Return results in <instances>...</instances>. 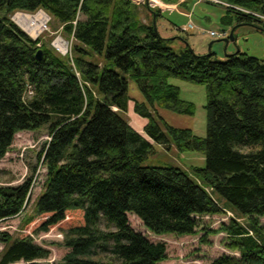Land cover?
I'll list each match as a JSON object with an SVG mask.
<instances>
[{
	"label": "trees",
	"instance_id": "trees-1",
	"mask_svg": "<svg viewBox=\"0 0 264 264\" xmlns=\"http://www.w3.org/2000/svg\"><path fill=\"white\" fill-rule=\"evenodd\" d=\"M217 3L225 9L221 21L235 24L234 35L241 24L264 32V0ZM135 7L131 0H0V159L15 133L47 125L50 138L39 153L47 173L34 211L41 230L67 222L64 264H159L165 243L134 230L127 213L155 233L194 234L197 215L229 209L245 217L219 227L238 254L211 264H264V59L239 50L223 59L198 54L185 37L175 50ZM38 10L71 38L65 54L11 19ZM170 77L205 85V136L159 114L158 108L194 112ZM129 80L144 101L129 96ZM130 100L147 119L145 135L124 116ZM155 143L202 152L205 165L191 171L142 165ZM30 187L31 177L0 186V220L20 213ZM71 209L81 220L72 223ZM0 242V264H39L49 253L28 234L0 230Z\"/></svg>",
	"mask_w": 264,
	"mask_h": 264
},
{
	"label": "rangeland",
	"instance_id": "rangeland-1",
	"mask_svg": "<svg viewBox=\"0 0 264 264\" xmlns=\"http://www.w3.org/2000/svg\"><path fill=\"white\" fill-rule=\"evenodd\" d=\"M131 2L136 4L135 8L142 21H153V12L155 16L159 14L155 20L157 31L162 37L171 39V41H168V44L175 50L183 47L185 37L187 43L191 45L190 47L198 54L207 53L209 51L208 44L212 42L210 51L214 52L215 57L218 59H223L226 54L233 53L236 50L264 59V32L254 29L251 25H238L235 30L236 40L229 41L227 45H225L224 40H221V37L210 36V30L219 31L226 29L229 32L232 26L235 25H227L221 21L225 9L213 0H184V5H180L179 9H172L171 11L164 9L162 14L159 7L152 4L149 5L145 0H131ZM176 2L178 0L166 3ZM40 11L43 10H38L35 13L18 12L32 15ZM188 11H191L190 17L183 14ZM43 13L48 18L36 36L31 35L21 25L14 22L32 38L40 37L42 41L53 46L60 53L65 54L66 51L62 52L58 49L55 40L58 37H61L64 41L66 40L68 42L66 49L69 51L72 46L71 38L67 39L66 36H62L59 23L50 18L46 12L43 11ZM98 58L101 59L100 57ZM168 81L179 87L180 98L194 104V112L186 114L166 108H158L159 114L171 125L187 127L195 135L200 137L205 136V85L192 83L177 77H170ZM128 94L131 98H135L138 101L145 100V97L133 80H129ZM128 108L124 116L130 124L131 122L133 125L137 124V121L133 120L132 117L141 122L147 120L133 110V101L130 100ZM139 129L145 135L143 129L141 127ZM49 138L47 125L34 130L18 131L15 133L10 147L1 157L0 186L17 185L31 177V190L28 199L24 202L18 215L0 220V230H6L13 236L19 237L28 234L35 243L47 248L49 253L45 258L37 259L39 264H64L63 256L69 248L63 243L64 233L62 229L67 227V222L61 225H53L48 230H41L39 226L42 218L40 215L36 216L34 211L36 197L44 186L47 173L46 166L42 163L39 153ZM154 149V152L148 154L142 161V165L170 164L188 171H191L194 166L203 167L205 165V156L199 151L186 150L179 152L173 145L166 149L156 143L154 144ZM220 199L223 201L222 197ZM224 203L227 204L225 200ZM227 211L231 212L232 215H227L226 212L197 215V230L194 234L155 233L147 229L133 213H127V217L131 227L141 232L150 241H162L165 243L167 257L160 261L159 264H211L221 254H238L237 251L226 247L225 244L228 241L227 233L219 227L222 222L227 223L232 216L237 217L239 222H244L245 217L239 216L230 209ZM70 212L75 214L70 215L72 223L81 220V214L78 210L71 209ZM33 216L34 218L30 220ZM259 221L261 224H264V216L260 217ZM102 228H105L104 225H102ZM210 229H214L215 231L203 237L205 231ZM2 247L3 243L0 242V252ZM99 258L104 260L108 257L106 254L101 253L99 254ZM20 263L22 262L12 264Z\"/></svg>",
	"mask_w": 264,
	"mask_h": 264
},
{
	"label": "bare ground",
	"instance_id": "bare-ground-1",
	"mask_svg": "<svg viewBox=\"0 0 264 264\" xmlns=\"http://www.w3.org/2000/svg\"><path fill=\"white\" fill-rule=\"evenodd\" d=\"M13 18L15 22L21 25L31 35L36 36L41 31L48 17L43 11H40L32 15L17 12ZM55 44L60 51H65L67 43L61 37L55 40Z\"/></svg>",
	"mask_w": 264,
	"mask_h": 264
},
{
	"label": "built area",
	"instance_id": "built-area-1",
	"mask_svg": "<svg viewBox=\"0 0 264 264\" xmlns=\"http://www.w3.org/2000/svg\"><path fill=\"white\" fill-rule=\"evenodd\" d=\"M213 1L218 2V0H213ZM145 2H148L149 5L150 4H152L154 6L156 5L157 7H159L161 9V8H176L180 3L184 2V0H178V2H176V3H166L162 0H148V1L145 0ZM260 17L262 18V20H264V15H260ZM228 33L229 32L226 29H221L219 31H214V30L209 31L210 36H212V37L217 36V37H221V38L227 37ZM29 193H30V191H29ZM226 213H227V215H232L231 212H229V211H226Z\"/></svg>",
	"mask_w": 264,
	"mask_h": 264
},
{
	"label": "water",
	"instance_id": "water-1",
	"mask_svg": "<svg viewBox=\"0 0 264 264\" xmlns=\"http://www.w3.org/2000/svg\"><path fill=\"white\" fill-rule=\"evenodd\" d=\"M11 19L13 21H15L14 18H13V16L11 17ZM152 24H153L154 30L157 31L156 24H155V13L154 12H153V21H152ZM234 28H235V26H232V28L230 29L227 37L221 38V40H224L225 41V45H227V43L229 41H235L236 40V37L234 35ZM65 42L68 43L66 40H65ZM211 44H212V42H210L208 44V49H209V51L207 52L208 54L211 52L210 51ZM189 49L191 51H193V49H192V47H190V45H189ZM65 51H67V49ZM237 51L238 50H236L235 52H237ZM41 57H42V50L41 49H38L37 52H36V58L39 60V59H41Z\"/></svg>",
	"mask_w": 264,
	"mask_h": 264
},
{
	"label": "crops",
	"instance_id": "crops-1",
	"mask_svg": "<svg viewBox=\"0 0 264 264\" xmlns=\"http://www.w3.org/2000/svg\"><path fill=\"white\" fill-rule=\"evenodd\" d=\"M195 2V1H194ZM183 3V2H182ZM182 3H180L176 8H161L160 9V11H161V14H162V11L164 10V9H167V10H169V11H171L172 9L174 10V9H179V6L180 5H184V3L182 4ZM179 11V10H178ZM182 11V10H181ZM183 13V12H182ZM187 13V14H186ZM183 14H185L186 16H188V17H190L191 16V11H188V12H185V13H183ZM229 43V42H228ZM227 43V44H228ZM191 46V45H190ZM128 107H129V105H128ZM129 109V108H128ZM133 118V120H135V121H137V124L135 123V125H133V123L131 122V125H132V127L134 128V129H136L139 133H142L141 132V130L139 129V127H141V129H143V126H144V123L146 122H141V121H139L138 119H136L135 117H132Z\"/></svg>",
	"mask_w": 264,
	"mask_h": 264
}]
</instances>
